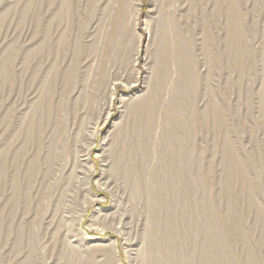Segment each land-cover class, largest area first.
Segmentation results:
<instances>
[{
	"label": "rangeland",
	"instance_id": "obj_1",
	"mask_svg": "<svg viewBox=\"0 0 264 264\" xmlns=\"http://www.w3.org/2000/svg\"><path fill=\"white\" fill-rule=\"evenodd\" d=\"M0 264H264V0H0Z\"/></svg>",
	"mask_w": 264,
	"mask_h": 264
}]
</instances>
